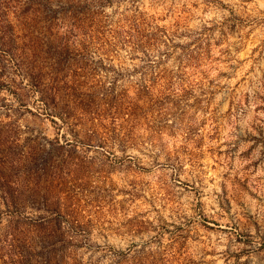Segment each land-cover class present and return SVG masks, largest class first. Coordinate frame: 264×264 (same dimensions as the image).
Masks as SVG:
<instances>
[{
  "label": "rangeland",
  "instance_id": "rangeland-1",
  "mask_svg": "<svg viewBox=\"0 0 264 264\" xmlns=\"http://www.w3.org/2000/svg\"><path fill=\"white\" fill-rule=\"evenodd\" d=\"M0 264H264V0H0Z\"/></svg>",
  "mask_w": 264,
  "mask_h": 264
}]
</instances>
